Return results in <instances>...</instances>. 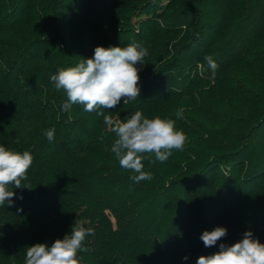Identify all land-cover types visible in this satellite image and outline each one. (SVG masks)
Returning <instances> with one entry per match:
<instances>
[{
	"label": "trees",
	"instance_id": "obj_1",
	"mask_svg": "<svg viewBox=\"0 0 264 264\" xmlns=\"http://www.w3.org/2000/svg\"><path fill=\"white\" fill-rule=\"evenodd\" d=\"M133 42L148 51L139 98L103 115L62 110L58 69ZM136 111L187 137L166 162L145 159L140 183L104 120ZM0 146L34 157L0 207V264H25L27 247L76 225L94 230L80 264H196L246 231L264 244V0H0ZM218 226L226 237L205 247Z\"/></svg>",
	"mask_w": 264,
	"mask_h": 264
},
{
	"label": "clouds",
	"instance_id": "obj_2",
	"mask_svg": "<svg viewBox=\"0 0 264 264\" xmlns=\"http://www.w3.org/2000/svg\"><path fill=\"white\" fill-rule=\"evenodd\" d=\"M147 55V49L137 42L126 47L97 46L92 58L83 59L74 67L58 69L50 79L57 91L63 90L67 95L68 102L62 105V110L67 112L72 104H78L86 113L103 115L101 109H114L122 99L124 104L135 101L140 96L137 65L145 64ZM205 59L214 73L216 63L211 57ZM175 115L181 118L180 111ZM104 120L115 135L112 153L122 169L133 173L130 178L136 183L152 179L151 173L144 170L145 159L152 160L154 155L152 162H166L173 150L182 151L187 141L171 118H147L136 111L124 121L109 116H104ZM54 131H45L49 141L53 140ZM33 160L27 150L20 152L0 146V207L13 204V189L25 188L22 182L28 179ZM89 235H94L92 228L73 226L70 234L57 239L51 247L44 243L27 247L25 264H80L78 253L89 251L83 246ZM226 235L227 229L218 226L212 231L205 230L200 239L205 247H214ZM219 249L200 256L196 264H264V244L253 238L251 231H246L243 239L231 246L220 243Z\"/></svg>",
	"mask_w": 264,
	"mask_h": 264
}]
</instances>
